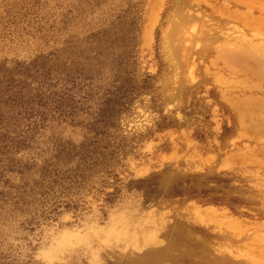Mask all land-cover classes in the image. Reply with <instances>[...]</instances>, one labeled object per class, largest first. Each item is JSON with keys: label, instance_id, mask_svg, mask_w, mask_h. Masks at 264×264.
<instances>
[{"label": "rangeland", "instance_id": "rangeland-1", "mask_svg": "<svg viewBox=\"0 0 264 264\" xmlns=\"http://www.w3.org/2000/svg\"><path fill=\"white\" fill-rule=\"evenodd\" d=\"M228 49L264 55V0H0V113L30 140L0 158V264H264V133L215 79Z\"/></svg>", "mask_w": 264, "mask_h": 264}, {"label": "bare ground", "instance_id": "bare-ground-1", "mask_svg": "<svg viewBox=\"0 0 264 264\" xmlns=\"http://www.w3.org/2000/svg\"><path fill=\"white\" fill-rule=\"evenodd\" d=\"M184 23L183 20H180L175 25L169 37V44L172 54L178 62L183 64L186 69H193L196 63L194 58L191 60L189 52L196 51L200 54L205 52L206 55V50L200 44L196 47L192 46L191 37L194 31L192 23L190 25ZM206 34L207 32H205ZM226 52L221 57L218 56V62H214L217 67L216 71H213L215 79L228 93H236V91H239V94H243L242 91L246 93L244 99L239 103L248 111V116L245 119L246 125L252 131L258 130V132L264 133V118L260 121L259 116L254 114L255 112H264V55L258 51L247 49L243 52L228 49ZM228 99L232 102L229 96ZM144 255L150 259L151 263L160 256L156 257V254L148 251Z\"/></svg>", "mask_w": 264, "mask_h": 264}, {"label": "trees", "instance_id": "trees-1", "mask_svg": "<svg viewBox=\"0 0 264 264\" xmlns=\"http://www.w3.org/2000/svg\"><path fill=\"white\" fill-rule=\"evenodd\" d=\"M49 75H50L49 73H46L45 78H48ZM122 89L123 87L120 88V90ZM23 90H24L23 88H19L17 91V94L14 97H10L8 101L10 103L11 102L15 103L17 108H20V110L21 109L23 110L21 111V114H19L18 116L23 115V117L31 119L34 112H33L31 105L29 104H27L26 106L24 105L23 97H22ZM59 108L62 110L65 109L62 105H60ZM12 118L13 117L8 118L7 116H5L4 113L3 114L0 113V158H2V156H5L6 153H8L9 151H14V150L18 151L23 146L26 147V145L30 143V140H28L27 138H24L23 135L16 133V130L14 129V127L16 126L17 122L15 124L11 123ZM0 162H2V160ZM5 166L8 167L7 165Z\"/></svg>", "mask_w": 264, "mask_h": 264}, {"label": "clouds", "instance_id": "clouds-1", "mask_svg": "<svg viewBox=\"0 0 264 264\" xmlns=\"http://www.w3.org/2000/svg\"><path fill=\"white\" fill-rule=\"evenodd\" d=\"M37 259L43 260V261H47L50 264L51 261V254L46 252V251H41L38 256Z\"/></svg>", "mask_w": 264, "mask_h": 264}]
</instances>
